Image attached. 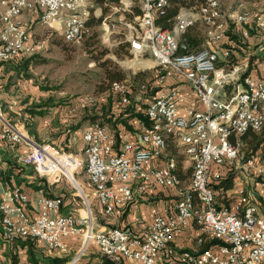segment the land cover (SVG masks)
Returning <instances> with one entry per match:
<instances>
[{
  "label": "built area",
  "instance_id": "obj_1",
  "mask_svg": "<svg viewBox=\"0 0 264 264\" xmlns=\"http://www.w3.org/2000/svg\"><path fill=\"white\" fill-rule=\"evenodd\" d=\"M87 1L0 0L1 28L12 32L11 48L0 46V64L43 51L46 37L30 40L21 20L24 13L36 17L54 4H74L81 8V15L57 18L50 22L56 23V31H49L47 24V34L58 35L63 42L65 34H73L74 43L70 45H80L87 38V30H96L97 34L98 29H107V40L98 42L102 47H112L113 54L119 48L120 33L128 32L139 51L148 49L149 65L139 63L137 67L145 69V81L134 83L136 71L126 74V81L115 89L119 108L144 101L148 124L137 120L138 131L122 134L119 143L104 125L103 129L85 128L81 132L83 147L69 153L53 144L36 142L21 124L12 127L10 120L0 116V142L23 145L20 164L31 166L40 177L65 178L85 201L74 185L75 175L83 168L106 218L114 214L115 207L138 200L136 195L160 188L174 191V203L155 212L142 234H137L131 229L95 226L89 211L83 217L55 215L61 200L47 197L40 190L38 213L31 218L26 211L27 195L13 188L0 195V239L10 244L18 239H34L55 251L63 249L67 236H78L83 246L94 242L99 253L113 264L124 260L131 264H264V211H258L256 193L241 186L234 192L237 202L232 209L218 208L215 191L209 186L222 177L218 168L224 166L245 178L255 173L264 188V168L252 157L244 158L240 151V136L247 130L260 131L264 127V106H247L248 97L256 96V78L244 77L247 63L234 61L235 42L218 38L211 7H220L221 14L227 15V23H232V32L241 39L251 31L257 34L262 30L264 35V19L258 28L246 29L249 8L245 9L244 22H234V13L222 8L225 0L193 5L195 21H202L200 29L212 32V39H207V47H197L196 57L186 59V65H174V58L181 57L172 56V62H164L157 56V48L167 50L173 41L170 32L164 30V37L151 38L153 28L147 25L149 6L159 0H120V7H112L108 20H101V10L84 14ZM2 10H9L14 23H6ZM187 13V7H179L175 15L180 17L185 31ZM168 21L172 22V18ZM15 33H22V41H15ZM208 43H216L215 52H208ZM126 51L131 57H125L128 61L136 60L138 52ZM151 62H160L161 70L153 71ZM238 92H245L244 113L232 114V97ZM150 100H157V108H150ZM218 124H232V131H218ZM2 133H10V138H2ZM169 143L182 157L183 171L189 170L185 179L179 175L175 157L167 155ZM162 159L165 163L160 167ZM190 222L201 232L195 239L196 248L176 250L173 243ZM205 239H215L220 244L203 249Z\"/></svg>",
  "mask_w": 264,
  "mask_h": 264
},
{
  "label": "crops",
  "instance_id": "obj_2",
  "mask_svg": "<svg viewBox=\"0 0 264 264\" xmlns=\"http://www.w3.org/2000/svg\"><path fill=\"white\" fill-rule=\"evenodd\" d=\"M243 1L249 8L252 18L248 27L250 29L258 28V20L264 5L260 0ZM253 1L254 6H251ZM91 4L92 6L89 12L91 11V13H93L97 10H101L102 15L104 10L103 6H106V4H101L98 0H93L90 5ZM222 8H229L230 13H234L235 17L236 11L232 2L227 6L222 5ZM225 16L227 18V15ZM21 20L23 26L29 31V34L32 33L31 28H33L35 24L39 25L38 16L35 17L29 13H24ZM52 28H49V31H55L52 30ZM42 29L44 30L45 28ZM227 32H229L230 35H234L237 40V42L234 41L236 46L234 61L243 64L245 62L247 63L244 76L264 79L263 31L260 30L257 34L254 33V31H251L248 37L241 39L237 33L234 34L232 32V23H228L226 33ZM35 39L38 38H35V36L30 37V40ZM228 39H230V36ZM213 49L216 50V45H214ZM26 59L27 57L20 56L17 59L0 64V116L5 115L8 118V112L6 113L4 111L6 109L5 104H9L8 111H13L12 105H15L16 102L11 100L10 97L4 98V96L9 92L13 94L15 90L16 93L21 92L25 80H20L21 83L14 85L12 84L11 79L18 70H22L23 63ZM30 64L31 62L28 64V68ZM15 66H19L20 68H14ZM5 86L9 87V89L6 94L3 95L4 91L1 88ZM102 99L103 97L100 95L98 101ZM117 105L118 102L113 103V107L111 108L112 113L115 110H120ZM68 111V106L53 107L48 108L43 115L34 117V129L32 131L33 136L31 137L34 138V135L38 136V138H35L37 141L34 139L36 142L50 143L69 153L79 152L83 147V141L81 138L82 130L89 126L92 122L101 120V118H99L101 113L96 112V118L89 120L87 116H82L80 118L77 116L69 117ZM71 111H73V109ZM16 113L17 116L21 115L19 112ZM115 113L118 112L116 111ZM2 117L3 120H10L12 127H20V123L16 120V118H12L11 120L10 118L7 119L4 116ZM112 119H114V117H112ZM123 119V123L130 127L129 130L126 129L120 121H116L113 124L104 123L106 127L108 126L107 128L111 133L115 135L117 134L118 138L116 139L118 143L121 141L120 136L122 134L127 133L131 135L138 131L137 121H132L127 118ZM12 121H15V124ZM25 132L27 133V131ZM24 152L25 147L23 145H12L0 142V195L4 191L13 188L20 189L29 199V202L26 204V211L31 218L36 217L38 213L37 198L38 191L40 190L47 197L59 198L61 200L60 209L58 212H55V215L71 214L74 217H83L87 214V211H89L95 226L99 225L104 228L131 229L137 234H142L143 229L151 222L152 216L155 212L160 211L174 203V191L160 188L157 191L142 194V196L136 195L138 200H135L132 203H127L121 207H115L114 214L111 217L106 218L103 215L102 209L88 183L83 168L77 175H75L74 185L85 196V201L75 190L74 186H72L65 178L60 177L54 179L45 176L40 177L31 166L20 164L18 159ZM169 154L170 153L167 150V155L169 156ZM252 158L264 168V144L262 145V149L252 156ZM164 163L165 160L162 159L159 162L160 167H163ZM218 170L220 171L221 176H224L225 167H219ZM232 173V186L223 193L220 192L218 194V192L215 191L216 205L220 208L232 209L234 204L237 202L234 192L237 188L243 186L246 190H252L256 193L258 199V211L263 212L264 188L260 186L259 176L250 172L249 176L245 178L237 174L234 170ZM181 175L183 174L181 173ZM217 194L219 197H217ZM200 233V230L194 226L192 222H190L182 236L175 240L173 246L176 250H195V239ZM63 244L64 247L62 250L51 251L38 240L28 238L19 239L10 244L0 239V264H32L33 260L35 261V264H102V262L106 260L99 253L94 242H89L86 246H83L80 243L78 236H67L64 239ZM120 264L131 263L124 260Z\"/></svg>",
  "mask_w": 264,
  "mask_h": 264
},
{
  "label": "rangeland",
  "instance_id": "obj_3",
  "mask_svg": "<svg viewBox=\"0 0 264 264\" xmlns=\"http://www.w3.org/2000/svg\"><path fill=\"white\" fill-rule=\"evenodd\" d=\"M222 2L223 6H227L231 3V0ZM103 4H106V6H102L104 9L106 8L108 14L103 20H108L109 15L112 17V14L108 11L109 9L120 7V5L111 2H103ZM199 4L201 3L194 5ZM88 8H91V6ZM200 28L198 26L194 31L198 37L203 39L201 44L203 45L204 36ZM52 30L56 31V26H53ZM31 31L32 35L30 34V37L41 38L46 35V31L37 24L31 28ZM91 32L94 34L96 30ZM104 40H107V29H98L97 38L93 37L92 40L83 42L80 45L65 44L58 35L53 36L51 34L48 45L46 40L45 49L33 58L29 68L22 67V70H18L12 77L11 81L14 85L21 83L20 80H25L21 92L16 93L15 90L13 94L11 92L6 94L9 87L1 88L4 91L3 95L6 94L4 98L10 97L11 100L16 102L15 105H12L13 111H8L9 104H5L6 109L4 111L8 112V118L11 120L16 118L22 128L27 133L29 132V136H33V118L43 115L48 108L68 106L69 117L87 116L89 120L96 118V112L101 113L100 108L105 103L104 99L98 101L100 96H97V92L105 90L109 84V81H103V69L99 67V64L107 61L110 68L119 70L124 76L136 71L138 74L145 76V69L138 68L137 70L138 64L149 65V55L146 53V49L136 53V60L128 61L127 59H131L130 56H118L119 54H116L115 50L112 54V47H102L98 41ZM132 43L135 42L132 41L130 35H127V32L120 33L118 38L119 47L125 46V50L137 52V50H134L135 46L132 47ZM151 64V69L154 67L157 69L156 71L161 70L155 62H151ZM19 66L14 68H20ZM98 84H102L100 90L97 89ZM109 91L115 95L114 88H109ZM89 98L92 99V103H95L94 105L88 104ZM84 99L87 103L84 102ZM72 109L73 111H71ZM16 112H19L22 116H17ZM2 116L7 118L5 115ZM12 122L15 124V121ZM35 138H38V136L34 135ZM173 150L174 148L170 144L168 152L172 153Z\"/></svg>",
  "mask_w": 264,
  "mask_h": 264
},
{
  "label": "bare ground",
  "instance_id": "obj_4",
  "mask_svg": "<svg viewBox=\"0 0 264 264\" xmlns=\"http://www.w3.org/2000/svg\"><path fill=\"white\" fill-rule=\"evenodd\" d=\"M93 0H88L83 5V13L86 14V10L88 7L92 6ZM264 5V0H260ZM231 2L234 5L236 15L234 17V22H244L245 20V9L248 8L245 5L243 0H236ZM168 4V0H159L158 3H155V6H149V12L147 13V25L152 26L153 31H151V38H159L164 37L165 32H170V38L173 39L172 42H169L167 46V50L164 48H157V56L159 59H162L164 62H172V56H179L181 58H174V65H186V59H193L196 57V49H191L188 44L183 39V34L185 32V25H181L180 17H174L172 25L169 29H161L155 24V15L161 8L165 7ZM223 4V2H222ZM179 12V11H178ZM177 12V13H178ZM78 16L81 15V8L74 7V4H54L52 9L39 15V26L45 28L47 24H49V28H52L56 23H50L57 20V18L62 16ZM196 8L194 10H188L186 14V29L192 26H200L202 28V21H195ZM211 16L216 18V25H218V38L228 39L226 35V30L228 28L227 18L225 14H221L220 7H211ZM2 17H6V23H14V16H9V10H2ZM247 18L246 19V29H250L248 26L251 23V14L250 10H247ZM264 19V6L261 10L260 17L258 20V24L260 20ZM195 21V22H194ZM91 30H87V36L90 35ZM204 36V44L200 47H207V39H212V32H204L202 30ZM128 35V32H127ZM15 41H22V33H15ZM65 44L74 43V35L73 34H65L64 36ZM12 44V32L8 30V28H1V38H0V46L2 48H11ZM215 43H208V52H215L213 49V45ZM135 46L134 50L137 52H141L144 49H140L137 43H132V47ZM46 47V43L43 47V50ZM146 53L148 54V49H146ZM155 64L161 68L160 62H155ZM244 70V74H245ZM249 77V76H244ZM122 83L114 86V89L117 86H120ZM264 79L256 78V96L248 97L247 106H264ZM245 100V92H238L234 94L232 97V114H240L244 113V105L243 102ZM89 103H92V99L89 98ZM150 108H157V100H150ZM98 121V120H97ZM92 122L89 126L85 128L90 129H103L102 122ZM262 124L264 125V114L262 115ZM108 127V126H107ZM218 131L221 132H231L232 124H218ZM2 138H10V133H2Z\"/></svg>",
  "mask_w": 264,
  "mask_h": 264
},
{
  "label": "trees",
  "instance_id": "obj_5",
  "mask_svg": "<svg viewBox=\"0 0 264 264\" xmlns=\"http://www.w3.org/2000/svg\"><path fill=\"white\" fill-rule=\"evenodd\" d=\"M204 1L205 0H168V4L165 7L160 9V10L164 9L163 13L161 15H159V10L156 13L157 15H155V18H154L155 24L158 27H160L161 29H169L172 25L173 18L175 17L177 12L179 11V7H187L188 10H194L196 8V6H192V5L198 4V3H203ZM98 2L101 4L103 2H111V3H114L116 5H120L119 0H98ZM90 9L91 8H88L86 10V14H92L91 11L89 12ZM106 11L107 10H105V9L103 10L102 15H101V20H103L104 18H106L108 16ZM108 11H110L109 13L112 14L111 9H109ZM109 17H111V15H109ZM171 18H172V22L168 21ZM92 24H90V25H92ZM197 27L198 26L189 27L188 29H186V31L183 34L184 41L188 44V46L191 49H196L197 47H200L202 42H203V39L198 37L195 34L194 29H197ZM226 35L228 37L230 36L231 40L237 42L234 35H230L229 32H227ZM45 37H46L47 43H49V38L51 37V34L47 35V33H46ZM93 37L96 38L97 34L95 32H94V34H93V32H90V35L88 36V38L85 39L86 41L84 40V42L92 40ZM124 47L125 46H120L118 49L115 50L116 54H119L118 56H129V54L124 49ZM36 55L27 57V59L24 61L22 67L25 68L28 66V64L30 62L32 63L33 58ZM99 67L101 69H103V81H109V84L105 90L97 92V94H98L97 96L99 97L101 95L105 101L104 106L100 108L101 109V115H99L100 117L99 116L98 117L101 118V120H99V121L102 122L103 124L104 123H112L113 124L116 121H120V123H122V125H124L126 127V129H128V130L130 129V127H128L127 124L123 123L124 122L123 118H127V119L132 120V121L141 120L145 124H148L146 117H145V112H144L145 103L142 100L139 102H136V103L132 102L130 105L122 107V108H120V110L119 109L115 110L112 113L111 108L113 107V103L118 102V100H117L116 96L113 95L109 91V88L113 89L114 86L124 82L126 80V75L124 76L121 72H119V70H117L115 68H110L107 61L101 62L99 64ZM152 70L156 71L157 69L152 67ZM145 78L146 77H143L142 75L137 74L133 78V81L134 82H137V81L141 82V81H145ZM150 81H151V78L148 79L149 84H150ZM139 82H137V83H139ZM101 85L102 84H98L97 89L100 90L102 87ZM113 101H115V102H113ZM116 111L118 113H115ZM112 117H114V119H112ZM102 119H104V120H102ZM116 137L118 138L117 134H116ZM240 138H241V142H242V146L240 148V151L243 154L244 158H250L262 149V145L264 144V127L260 131L247 130L245 133H243L240 136ZM170 144L171 143H169V145H168V150H169ZM171 145L173 146V144H171ZM173 148H174V150L169 155L175 157V160L177 161L178 171L180 173L179 175L182 179H185L189 173V170L186 169L185 171H182V157L178 154L176 155L177 150L175 149L174 146H173ZM232 171H233L232 169L225 167L224 176H222L218 180H214V181L210 182L209 186L214 191H217L218 194L220 192H222V193L225 192L226 190H228L232 186V176H233ZM181 173L183 175H181ZM217 197H219V195ZM216 206L219 208L218 205H216ZM32 240H34V239H32ZM219 244H220V241H218V240L205 239V241L202 245V248L203 249L214 248L215 246H217ZM32 264H35L34 260L32 261ZM102 264H111V263L104 260L102 262Z\"/></svg>",
  "mask_w": 264,
  "mask_h": 264
}]
</instances>
